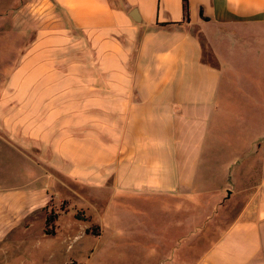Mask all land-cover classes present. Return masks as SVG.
<instances>
[{
    "label": "crops",
    "instance_id": "obj_1",
    "mask_svg": "<svg viewBox=\"0 0 264 264\" xmlns=\"http://www.w3.org/2000/svg\"><path fill=\"white\" fill-rule=\"evenodd\" d=\"M184 1L21 0L12 19L27 39L5 79L2 139L54 181L57 169L110 189L108 196L169 195L179 205L196 197L210 118L235 96L237 79L240 95L264 116V0H187L188 18ZM249 143L260 172L235 216L191 264H264V135ZM236 175L224 176L222 186L241 184ZM29 183L0 192V259L18 251L13 229L39 216L44 236L73 235L55 230L58 218L45 231L55 192ZM78 224L85 230L76 233H89ZM72 260L79 262L62 264Z\"/></svg>",
    "mask_w": 264,
    "mask_h": 264
},
{
    "label": "rangeland",
    "instance_id": "obj_2",
    "mask_svg": "<svg viewBox=\"0 0 264 264\" xmlns=\"http://www.w3.org/2000/svg\"><path fill=\"white\" fill-rule=\"evenodd\" d=\"M20 1H0V105L5 79L20 57L22 42L27 39L20 35L19 25L12 19L11 9L20 5ZM236 82L230 89L235 96L226 102V108L210 118L195 181L196 197H186L181 205L176 203V197L169 195L119 192L108 196L110 189L87 187L68 179L57 169L54 175L58 179L54 181L41 165L0 136V192L15 190L30 180V185L53 188L55 195L49 201L52 209L59 212L54 221L59 228L55 230H70L73 234L44 236L43 217H36L29 228L13 229L11 236L19 243L18 251H10L6 259L1 257L0 264H62L74 257L81 264H191L210 237L219 234L235 216L247 197L250 182L260 172L256 147L246 146H250L253 135H264V116L260 115V108L250 106V99L240 95L238 79ZM261 103L264 112V99ZM236 111H246L247 116H236ZM244 149L245 152L240 151ZM238 160L241 163L230 164ZM235 174L237 179L240 176L241 184L235 180L238 184L231 186L225 181L222 186L224 176ZM64 182L86 193L87 199L74 194ZM97 204L100 212L94 206ZM79 211L86 218L77 217ZM31 214H25L23 219ZM68 222L69 226L75 222V227L68 229ZM79 222L89 226L88 234L76 233L85 230ZM95 226L103 228L101 231L99 227L100 234L93 233Z\"/></svg>",
    "mask_w": 264,
    "mask_h": 264
},
{
    "label": "trees",
    "instance_id": "obj_3",
    "mask_svg": "<svg viewBox=\"0 0 264 264\" xmlns=\"http://www.w3.org/2000/svg\"><path fill=\"white\" fill-rule=\"evenodd\" d=\"M184 12H185V17L188 18L189 17V4H188L187 0L184 1ZM164 23H167V22H164ZM58 215H59V212L55 211L54 209H51L47 213L46 218H45V228H44L46 232H50L53 230L52 229L53 221L58 218ZM76 215L79 218H86V215L80 211L77 212ZM99 227L100 226H95V228H93V230H94L93 233H95V234L100 233ZM88 230H89V227H88ZM66 264H68V263H66ZM70 264H81V263H79L76 260H72V262Z\"/></svg>",
    "mask_w": 264,
    "mask_h": 264
},
{
    "label": "water",
    "instance_id": "obj_4",
    "mask_svg": "<svg viewBox=\"0 0 264 264\" xmlns=\"http://www.w3.org/2000/svg\"><path fill=\"white\" fill-rule=\"evenodd\" d=\"M132 15L135 17V19H139L138 17H136V16H135V14H134V13H132Z\"/></svg>",
    "mask_w": 264,
    "mask_h": 264
}]
</instances>
